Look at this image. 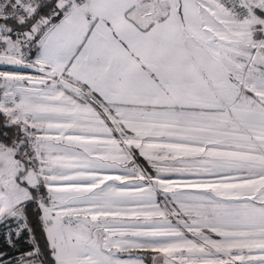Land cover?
<instances>
[{"label": "snow or ice", "instance_id": "1", "mask_svg": "<svg viewBox=\"0 0 264 264\" xmlns=\"http://www.w3.org/2000/svg\"><path fill=\"white\" fill-rule=\"evenodd\" d=\"M0 264H264V0H0Z\"/></svg>", "mask_w": 264, "mask_h": 264}]
</instances>
